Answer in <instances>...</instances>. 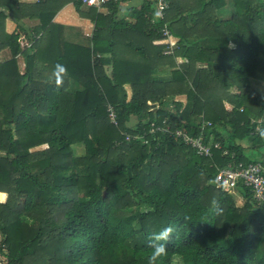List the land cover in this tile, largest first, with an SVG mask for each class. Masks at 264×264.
I'll return each mask as SVG.
<instances>
[{
	"label": "trees",
	"instance_id": "trees-1",
	"mask_svg": "<svg viewBox=\"0 0 264 264\" xmlns=\"http://www.w3.org/2000/svg\"><path fill=\"white\" fill-rule=\"evenodd\" d=\"M127 1L102 13L80 0H0V52L10 51L0 60V264H147L149 234L167 227L156 264H264V205L244 184L238 205L215 181L230 157L139 136L163 121L198 135L209 120L236 161L264 167V154L249 156L264 147V122H252L264 94L251 87L264 82V0H169L163 19L156 0ZM68 3L94 23L84 44L53 21ZM164 28L173 47L157 43ZM145 82L165 95L133 105L126 86Z\"/></svg>",
	"mask_w": 264,
	"mask_h": 264
},
{
	"label": "built area",
	"instance_id": "built-area-1",
	"mask_svg": "<svg viewBox=\"0 0 264 264\" xmlns=\"http://www.w3.org/2000/svg\"><path fill=\"white\" fill-rule=\"evenodd\" d=\"M30 3H36L44 0H22ZM87 6L96 7L98 10L107 9L110 3L118 2L119 0H80ZM169 0H156V12L160 19H163L166 10L169 8ZM177 40L171 35V33L164 28L162 36L157 40V43H163L173 47L176 45ZM172 49H168L167 53H171ZM109 114L113 121L116 122V113L113 107H108ZM252 122L256 124V130L258 131L264 122V117L260 119H253ZM213 128V123L209 120H203L199 127V134L192 135L186 129L173 128L166 121L163 123L151 122L149 126V132L145 131L140 137H145L147 134L162 133L169 137L179 140L185 145L190 146L200 156H213L214 150L218 149L222 151L223 156H229L230 161L219 168L216 174V184L224 191L232 192L244 184L251 188L254 199L264 205V167L260 161H252L244 163L242 161H236L234 152H231L229 147H224L221 142L215 139L214 133L210 132ZM131 136V135H129ZM128 136V137H129ZM138 136V135H136ZM134 135V137H136Z\"/></svg>",
	"mask_w": 264,
	"mask_h": 264
},
{
	"label": "crops",
	"instance_id": "crops-1",
	"mask_svg": "<svg viewBox=\"0 0 264 264\" xmlns=\"http://www.w3.org/2000/svg\"><path fill=\"white\" fill-rule=\"evenodd\" d=\"M22 1V0H21ZM130 1V0H129ZM30 3L28 1H23ZM128 2V1H127ZM125 2L122 5V9L127 8L130 9L131 7H140L145 0H140V4L135 5H129L130 2ZM102 13H107L109 10L107 9H101L98 10ZM129 13V12H128ZM123 16V12L120 13ZM128 17V16H127ZM57 23L65 25L67 37L70 41L75 43H85L90 39L92 36L93 30H94V23L90 19L82 18L78 15L76 12V9L73 5V3H68L65 6H63L55 15L54 20ZM26 23L28 25H37V20H26ZM6 30L8 33H20V44L22 47H25L29 45L28 39L26 38V31H22L19 26H17V23L12 19L8 18L6 21ZM175 38V37H174ZM176 39V38H175ZM177 40V39H176ZM25 44V45H24ZM9 50H4L0 52V60H4L6 58H9L10 56ZM181 62L182 59L180 60ZM18 62L21 69L24 68L26 64V58L22 55L18 56ZM138 86H145L143 91H136L138 89ZM128 99L131 100L130 102H135V104H143L145 102H151L152 98L155 97H163L165 95V92L163 89H155L150 82H145L141 84H129L126 86ZM145 92H149L148 96H146L144 99H140L144 97ZM181 99L185 100L186 98L184 96H180ZM134 105V103H133ZM244 145H247V143H244ZM259 158L260 155L264 154V147L261 148L260 151H249V156H256ZM3 194V193H2Z\"/></svg>",
	"mask_w": 264,
	"mask_h": 264
},
{
	"label": "clouds",
	"instance_id": "clouds-1",
	"mask_svg": "<svg viewBox=\"0 0 264 264\" xmlns=\"http://www.w3.org/2000/svg\"><path fill=\"white\" fill-rule=\"evenodd\" d=\"M57 73H64L65 68L62 65L56 66ZM260 136L264 138V130L260 131ZM171 227L163 228L157 232L149 234L147 245L150 249V255L147 257V264H156L157 260L167 255L166 242L169 239Z\"/></svg>",
	"mask_w": 264,
	"mask_h": 264
},
{
	"label": "rangeland",
	"instance_id": "rangeland-1",
	"mask_svg": "<svg viewBox=\"0 0 264 264\" xmlns=\"http://www.w3.org/2000/svg\"><path fill=\"white\" fill-rule=\"evenodd\" d=\"M128 2H130L129 5L140 4V0H130ZM231 28L232 27H228V29H231ZM0 59H3V58H0ZM251 87H252L253 90L258 91L261 94H264V82L254 81L252 83ZM239 90L240 89L238 87L232 88V91H234V92H239ZM131 103L135 104V102H131ZM46 147H47L46 145H42V146L36 147L34 150H40V149H44ZM74 147H75V151H76V153L78 155L84 153V146L82 144H76ZM231 193L234 196V198L236 199L238 205H242L244 203V198H243V196L241 195V193L239 191H232ZM6 199H7V195L6 194H4V195L0 194V201L1 202L6 201ZM1 239H2V234L0 233V240Z\"/></svg>",
	"mask_w": 264,
	"mask_h": 264
}]
</instances>
